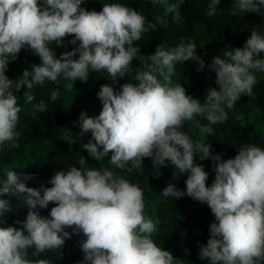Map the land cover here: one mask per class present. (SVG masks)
<instances>
[{
    "label": "clouds",
    "instance_id": "obj_1",
    "mask_svg": "<svg viewBox=\"0 0 264 264\" xmlns=\"http://www.w3.org/2000/svg\"><path fill=\"white\" fill-rule=\"evenodd\" d=\"M185 0H150L162 6L163 16L155 23L137 9L123 3H104L102 10L81 7L85 0H0V150L5 144L16 145L20 133L17 125L22 111L17 93L31 104V90L45 82H87L90 73H106L113 84L128 76L129 82L116 90L101 85L97 96L102 103L98 116L81 112L73 134L64 129L63 140L71 147L84 134L91 139L81 148L96 162L108 158L112 168L131 172L143 171L145 158L152 160L156 177L159 169L170 164L180 176L187 173L185 190L168 184L162 196L179 199L184 196L206 204L215 217L209 225L210 238L199 245L200 260L210 264H264V148L242 144L234 158L223 160L212 153V144L193 140L183 127L192 122L201 134L212 135L213 125L225 123L241 96H251L257 84V72L264 73V34L253 29L243 47L223 50L208 65L216 74L217 88L206 90L203 102L188 95L180 83H174L176 65L193 60L197 71L205 68L197 55L194 40L181 38L174 47L159 45L154 54L141 55L139 45L144 33L155 32L157 24L166 26L171 14L174 22L181 19L180 6ZM221 0H209L206 14H218ZM264 0H233L230 15H260ZM72 36V51L56 57L51 45L62 46ZM188 39V42L185 40ZM22 49L41 60L39 65L25 69L16 79L5 75L10 61ZM78 54V59H73ZM140 66L134 68L133 60ZM142 65V67H141ZM134 81V82H133ZM66 89L73 92L74 83ZM57 88L50 93L55 102ZM47 104H33L34 112H44ZM208 122L203 125L197 118ZM237 120H243L237 115ZM214 161L215 179L206 184L209 174L203 164ZM76 166L67 172L57 171L50 178L51 187H28L32 175L4 170L0 175V225L12 212V201L20 198L28 207L22 228L0 227V264H51L47 259L31 260L46 251L59 253L66 239L74 233L79 241L83 261L80 264H184V261L157 245L153 234L159 219L145 211L144 189L107 166L91 167L80 155ZM54 203L49 218L34 211ZM16 223H21L16 221ZM71 228L72 232L66 231ZM27 233V235L25 234Z\"/></svg>",
    "mask_w": 264,
    "mask_h": 264
},
{
    "label": "trees",
    "instance_id": "obj_2",
    "mask_svg": "<svg viewBox=\"0 0 264 264\" xmlns=\"http://www.w3.org/2000/svg\"><path fill=\"white\" fill-rule=\"evenodd\" d=\"M123 3L141 11L148 19L155 23L156 15L163 16L162 6H154L150 0H85L81 7L87 10H102L104 3ZM175 2V0H169ZM209 0H185L180 6L181 19L174 22L171 14L165 17L167 24L161 26L157 24L155 32L151 30L142 35L140 41L135 42L139 45L141 55L154 54L156 48L164 44L165 47L176 46L181 38L194 40L197 46V55L205 62V68L197 71L198 64L190 60L183 65L177 64L176 68H184V73L178 83L182 84L188 95L200 99L206 94L210 87L217 88L216 74L210 71L208 65L211 64L213 57L222 56L223 50L228 47H243L250 32L258 25L263 24L262 13H246L243 15L232 16L229 9L233 0H221L219 8L222 9L218 14L209 18L206 14ZM203 30V31H202ZM73 39L68 36L64 39L62 46L55 43L51 45L57 58L64 52L72 51L78 47L72 45L69 41ZM188 39L185 42H188ZM199 40L203 45H199ZM264 58V54H261ZM73 59H78V54ZM41 60L32 52L22 49L15 61H10L5 75L10 79H16L23 74L25 69H31L32 65H39ZM191 65L190 69L186 67ZM133 66H140L138 59L133 60ZM142 67V65H141ZM257 84L253 88V98L243 95L236 103L234 109L228 112V120L222 124L213 125L214 133L205 134L204 143L212 144V153L220 154L223 160L234 158L242 144H256L264 148V73L257 72ZM125 77L120 78L118 83L113 84L106 78V73H90L88 81H75L87 95L97 94L101 85L110 84L116 90L124 83ZM65 80L61 77L55 84L45 82L43 86L35 85L31 90L35 99L31 104L25 102L21 89L19 95V105L22 108L20 120L17 125V131L20 133L16 145L5 144L0 150V175L4 170L12 169L32 175L33 179L26 181L28 187L40 189L41 186L51 187L50 178L57 171L67 172L69 166H76L80 155L86 158L91 167L103 166L101 162L94 161L82 149L80 145L73 144L71 147L68 142L63 140L65 124L69 116V110L65 104L63 89ZM60 90L59 98L53 102L50 100V93L55 89ZM44 101L47 104V110L44 112H34L33 104ZM255 108L260 111L261 130L253 132L252 126L256 124L255 120L250 119V109ZM237 115H241L243 120H237ZM203 125L208 122L202 118H197ZM261 123V124H260ZM257 125V124H256ZM187 132L193 140H197V131L192 122H185L182 129ZM195 162L203 164L209 177L206 182L211 186L215 179L214 161L210 158L204 161L195 158ZM143 171L137 172L133 169L131 172L122 171L113 168L117 174L123 175L133 183H138L144 189L145 201L151 202L155 207L156 219L160 223L157 226V234L153 237L155 243L165 250L170 251L174 257L184 261V264H202L199 258V245L206 244L210 238L209 225L215 222V217L206 204L192 200L188 196L179 199L162 196V191L168 184H175L179 190H185V180L187 173L180 176L173 166L168 164L159 169L160 176L156 177L152 168V160L145 158L143 161ZM112 167V166H111ZM12 201V212L5 214L3 219L5 223L0 227L14 226L22 228L26 219L28 207L20 203V198L11 196L3 197ZM54 203H49L47 208L37 207L34 211L40 216L49 218L51 208ZM20 221L21 223H16ZM66 231L72 232L71 228ZM27 235V233L25 232ZM83 239L82 234H72L70 239H66L61 249L62 258H59L58 252L46 251L39 255H33L34 249H29L28 258L31 260L47 259L51 264H80L83 261V253L80 251L79 241Z\"/></svg>",
    "mask_w": 264,
    "mask_h": 264
},
{
    "label": "rangeland",
    "instance_id": "obj_3",
    "mask_svg": "<svg viewBox=\"0 0 264 264\" xmlns=\"http://www.w3.org/2000/svg\"><path fill=\"white\" fill-rule=\"evenodd\" d=\"M262 19H263V24L258 25L254 29L260 32L261 34H264V12L262 13ZM199 45L200 46L203 45V42L201 40H199ZM133 67L136 68L138 66H133ZM186 68L190 69L191 65H188ZM183 73H184V68H176V74L172 77L173 82L178 83ZM129 79L130 78L128 76H125L124 83L129 82ZM67 83H74L73 92L66 89L65 85ZM63 96H64L65 104L69 110V116L65 124V129H68L73 134V136H75L76 134L79 133L80 129L78 125L74 126V122L78 120L80 113L83 111L86 112L88 116H98L100 111L102 110V103L99 100L97 94L87 95L81 88L78 87L76 82H71L66 80L63 89ZM249 97L250 99H252L254 96L252 94ZM249 115H250V119H252V121L255 120L257 124V125L254 124L252 126L253 132L260 131L261 127L260 125H258V122L260 121V111L258 109L251 107ZM196 135H197V140H202L203 142L205 141V137H204L205 134H201L199 131H197ZM89 139H91V133H86L81 139H78L74 144L81 146L82 143H87ZM107 160L108 158L106 157L105 160L101 162L102 165L112 168L111 165L108 164ZM112 170L115 171L113 168ZM145 205H146L145 207L146 213L153 219H156V212L153 204L151 202L145 201ZM156 234L157 232L153 234V237ZM202 264H210V261L203 260Z\"/></svg>",
    "mask_w": 264,
    "mask_h": 264
}]
</instances>
